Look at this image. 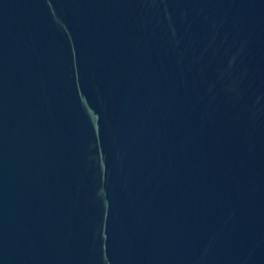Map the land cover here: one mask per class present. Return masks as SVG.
Instances as JSON below:
<instances>
[{
  "label": "water",
  "instance_id": "1",
  "mask_svg": "<svg viewBox=\"0 0 264 264\" xmlns=\"http://www.w3.org/2000/svg\"><path fill=\"white\" fill-rule=\"evenodd\" d=\"M0 264H264V0H0Z\"/></svg>",
  "mask_w": 264,
  "mask_h": 264
}]
</instances>
